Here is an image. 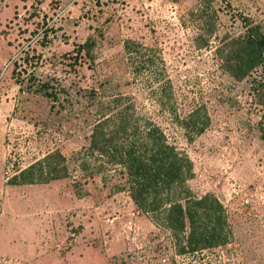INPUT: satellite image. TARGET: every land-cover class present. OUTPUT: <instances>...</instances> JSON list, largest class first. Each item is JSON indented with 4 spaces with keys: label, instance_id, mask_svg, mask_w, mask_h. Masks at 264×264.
<instances>
[{
    "label": "rangeland",
    "instance_id": "rangeland-1",
    "mask_svg": "<svg viewBox=\"0 0 264 264\" xmlns=\"http://www.w3.org/2000/svg\"><path fill=\"white\" fill-rule=\"evenodd\" d=\"M246 19L264 32V0H0V264H264V60L231 72ZM124 107L191 161L163 208L221 216L224 244L182 253L188 226L81 170L73 154ZM54 151L68 177L7 183Z\"/></svg>",
    "mask_w": 264,
    "mask_h": 264
},
{
    "label": "trees",
    "instance_id": "trees-1",
    "mask_svg": "<svg viewBox=\"0 0 264 264\" xmlns=\"http://www.w3.org/2000/svg\"><path fill=\"white\" fill-rule=\"evenodd\" d=\"M245 25L246 33L234 50L231 65V72L237 79L249 76L264 60V32L248 19ZM139 121L140 118L128 107L102 116L92 129L89 144L75 152L73 159L88 176L103 170H112L124 176L126 190L137 208L152 213L164 210L168 225L175 232H184L188 226L182 253L224 244L228 234L220 225L221 216L212 228L200 227L192 225L195 215L183 206L180 199H168V206L165 207L164 203L163 208L164 195L191 176V161L166 140L160 128ZM66 160L59 151L48 153L18 169L7 183H48L68 177ZM201 202L196 200L194 203Z\"/></svg>",
    "mask_w": 264,
    "mask_h": 264
}]
</instances>
